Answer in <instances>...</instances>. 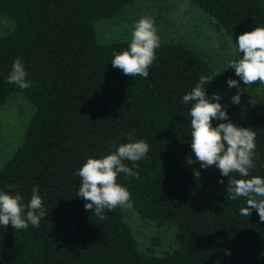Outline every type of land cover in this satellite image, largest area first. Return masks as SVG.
<instances>
[{"label": "trees", "instance_id": "1", "mask_svg": "<svg viewBox=\"0 0 264 264\" xmlns=\"http://www.w3.org/2000/svg\"><path fill=\"white\" fill-rule=\"evenodd\" d=\"M137 1L0 0V19L12 23L0 35V109L16 98L29 106L21 141L0 165V191L19 193L26 205L35 187L46 213L39 227L0 224V264H264V222L255 209L241 215L246 199L227 194L228 179L239 174L201 168L192 153V105L183 97L202 76L213 78L206 95L218 94L214 66L181 41L159 39L148 77H129L111 62L132 38L98 40L96 22ZM189 1L234 45L235 61L243 55L238 36L264 27V0ZM16 58L27 89L7 83ZM236 125L256 133L249 178L264 179V111ZM129 134L149 152L135 166L125 159L139 176L118 173L117 183L141 221L168 232L165 242L154 236L145 247L121 206L100 219L78 197L77 171L128 143Z\"/></svg>", "mask_w": 264, "mask_h": 264}, {"label": "clouds", "instance_id": "2", "mask_svg": "<svg viewBox=\"0 0 264 264\" xmlns=\"http://www.w3.org/2000/svg\"><path fill=\"white\" fill-rule=\"evenodd\" d=\"M151 16H142L134 23L132 39L128 50L120 53L113 52L112 66L122 70L129 76L147 78L149 67L153 63L155 50L160 46L157 29ZM242 58L231 61L228 68L235 70V74L244 85L250 86L259 81L264 85V27H255L251 32L238 36L235 41ZM26 71L21 59L16 58L7 78V83L16 84L20 89L31 87L26 80ZM213 78L202 76L189 94L184 95L183 102L191 104V149L201 168L215 166L222 176L229 177L230 173H238L240 178H229L227 194L230 199L242 197L246 199V206L241 205L240 214L249 217L255 209L260 221L264 222V179L250 176V169L254 168L256 133L251 128H243L233 124L222 105L221 96L213 93L206 95L205 85ZM229 88H238L239 82L229 78ZM241 93L238 91L231 98L233 104L240 103ZM215 101V102H213ZM228 121L213 127L212 121ZM129 142L118 147L115 151L102 158H88L86 163L77 171L81 178L78 197L85 201V211H92L100 218H105V209L112 210L117 206L131 207L130 193L124 186L117 183V174L124 173L138 178L139 173L126 166L125 159L138 162L147 157L149 145L143 139L134 140L132 134ZM193 161L189 157L188 163ZM199 176L198 171H194ZM223 184L224 181L220 180ZM23 197L16 193L14 196L0 191V224L11 225L13 228L28 229L29 224L39 227L41 219L46 216L42 207V199L38 189L33 188L28 204L22 203ZM264 255V254H262Z\"/></svg>", "mask_w": 264, "mask_h": 264}, {"label": "rangeland", "instance_id": "3", "mask_svg": "<svg viewBox=\"0 0 264 264\" xmlns=\"http://www.w3.org/2000/svg\"><path fill=\"white\" fill-rule=\"evenodd\" d=\"M142 16L154 19L159 39L181 41L214 66V84L221 96L219 103L233 124L243 123L252 115L264 111V87L256 82L250 86L244 85L235 70L228 68L229 62L235 61L234 45L213 26L210 17L189 0L137 1L116 18L97 21L98 40L110 42L132 38L134 23ZM11 28L12 23L8 19H0V35ZM229 78L239 82V89L229 88ZM238 91L241 93L240 103L233 104L231 98ZM28 116L29 106L22 99L11 100L0 109V165L20 143ZM121 210L141 247L149 245L154 236H160L164 242L167 240V231L164 233L152 223L141 221L129 207H121Z\"/></svg>", "mask_w": 264, "mask_h": 264}]
</instances>
